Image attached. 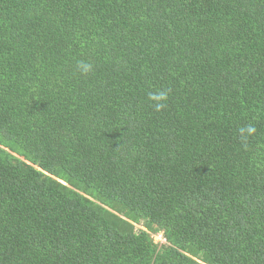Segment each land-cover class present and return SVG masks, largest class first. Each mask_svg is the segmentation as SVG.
<instances>
[{
    "label": "trees",
    "instance_id": "1",
    "mask_svg": "<svg viewBox=\"0 0 264 264\" xmlns=\"http://www.w3.org/2000/svg\"><path fill=\"white\" fill-rule=\"evenodd\" d=\"M0 264H264V0H0Z\"/></svg>",
    "mask_w": 264,
    "mask_h": 264
},
{
    "label": "clouds",
    "instance_id": "2",
    "mask_svg": "<svg viewBox=\"0 0 264 264\" xmlns=\"http://www.w3.org/2000/svg\"><path fill=\"white\" fill-rule=\"evenodd\" d=\"M150 100H152L153 106L157 111L162 110L166 106L167 94L165 92H158L150 95ZM257 132V129L254 125L249 124L245 128L240 129L241 138L246 140L250 136H254ZM158 237H161L158 241H165V239L160 234Z\"/></svg>",
    "mask_w": 264,
    "mask_h": 264
},
{
    "label": "rangeland",
    "instance_id": "3",
    "mask_svg": "<svg viewBox=\"0 0 264 264\" xmlns=\"http://www.w3.org/2000/svg\"><path fill=\"white\" fill-rule=\"evenodd\" d=\"M141 228V227H140ZM160 234H156V235H154L153 236V238H154V241L156 242V243H158L159 241V239H160V237H158Z\"/></svg>",
    "mask_w": 264,
    "mask_h": 264
},
{
    "label": "built area",
    "instance_id": "4",
    "mask_svg": "<svg viewBox=\"0 0 264 264\" xmlns=\"http://www.w3.org/2000/svg\"><path fill=\"white\" fill-rule=\"evenodd\" d=\"M160 239H161V237H160Z\"/></svg>",
    "mask_w": 264,
    "mask_h": 264
}]
</instances>
